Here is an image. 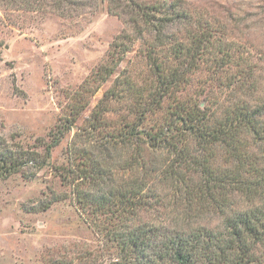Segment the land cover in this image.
Returning <instances> with one entry per match:
<instances>
[{
	"label": "trees",
	"instance_id": "16d2710c",
	"mask_svg": "<svg viewBox=\"0 0 264 264\" xmlns=\"http://www.w3.org/2000/svg\"><path fill=\"white\" fill-rule=\"evenodd\" d=\"M39 1L0 3L26 9ZM50 1L61 14L79 7L77 0ZM94 3L82 0L83 6ZM119 8L127 29L94 74L99 83L114 76L135 43L141 45L144 69H125L123 81L117 77L97 108L115 102L122 84L135 94V109L111 123L106 113L117 109H94L88 124L77 128L94 136L108 155L111 148H126L135 159L157 151L167 157L156 168L150 165L144 177L137 173L118 184L111 178L106 191L96 194L83 186L88 179L96 186L107 180L108 161L103 164L86 147L76 149L61 177L74 185L67 197L102 246L59 264H88L89 257L93 264H264L262 56L249 38H233L231 14H210L187 0H124ZM80 111L57 130L46 159L76 125ZM28 162L42 166L46 161L34 149L0 145V176ZM163 188L180 192L177 208L168 210L163 203ZM241 204L246 208L239 209ZM208 212L219 218L218 225L201 221Z\"/></svg>",
	"mask_w": 264,
	"mask_h": 264
},
{
	"label": "rangeland",
	"instance_id": "374dc122",
	"mask_svg": "<svg viewBox=\"0 0 264 264\" xmlns=\"http://www.w3.org/2000/svg\"><path fill=\"white\" fill-rule=\"evenodd\" d=\"M187 1L210 14H231L236 27L233 38H249V46L262 56L260 62L264 65V0ZM123 2L96 0L93 5L83 6L82 0H77L78 5L74 4L79 7L74 5L71 14L59 13L50 0L29 4L24 6L26 9L0 3V145L13 150L34 149L46 161L42 166L40 162H28L20 171L0 176V264L66 263L102 246L67 197L74 185L67 186L61 177V167L67 166L69 158L74 159L76 149L86 147L103 164L108 161L107 180L96 186L88 179L83 186L96 194L106 191L111 178L118 184L137 173L144 177L151 172L150 165L156 168L167 157L157 151L136 160L126 148H111L108 155L98 148L94 136L77 128L88 124L94 109H117L106 113L109 123L135 109V94L122 84L116 87L115 102H108V108H97L117 77L123 81L125 69H144L138 53L141 45L135 43L114 76L99 83L94 74L106 62L111 43L127 29L119 13ZM79 110L76 125L46 159L47 145L56 138L57 130ZM147 180L151 184L154 179L148 175ZM179 197L175 189L162 192L168 210L179 206ZM201 221L216 226L219 218L208 212ZM90 259L86 263L93 264Z\"/></svg>",
	"mask_w": 264,
	"mask_h": 264
}]
</instances>
